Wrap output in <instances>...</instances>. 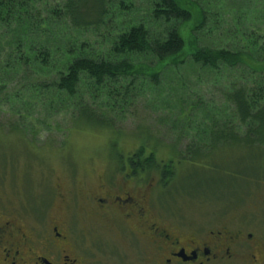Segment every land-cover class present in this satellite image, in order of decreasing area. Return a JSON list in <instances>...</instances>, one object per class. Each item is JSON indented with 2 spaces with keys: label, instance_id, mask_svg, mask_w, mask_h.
<instances>
[{
  "label": "trees",
  "instance_id": "16d2710c",
  "mask_svg": "<svg viewBox=\"0 0 264 264\" xmlns=\"http://www.w3.org/2000/svg\"><path fill=\"white\" fill-rule=\"evenodd\" d=\"M204 7L198 0H0V112L22 120L21 126L0 122V136H18L31 148L40 131L30 124L41 116L92 126L97 115L108 129L110 114L119 118L125 112L124 97L159 85L165 72L191 63L214 73L227 104L202 106L204 144H183L191 126L182 118L195 109L185 105L160 136L151 129L132 132L139 142L129 164L161 173L171 190L187 172L183 161L207 170L224 167L236 187L263 183L264 24L239 23L229 30L239 47L212 46L201 36L209 19ZM161 145L167 159L156 155ZM236 153L246 158L228 171ZM245 192L237 187L213 193L232 200Z\"/></svg>",
  "mask_w": 264,
  "mask_h": 264
},
{
  "label": "rangeland",
  "instance_id": "374dc122",
  "mask_svg": "<svg viewBox=\"0 0 264 264\" xmlns=\"http://www.w3.org/2000/svg\"><path fill=\"white\" fill-rule=\"evenodd\" d=\"M198 1L205 6L209 17L206 21L207 33L201 35L209 45L239 47L241 43L229 30L239 23L256 24L257 21L264 24V0L260 4L254 0ZM215 80L213 72L186 63L165 72L159 85H144L135 91L136 94L124 97L125 112L119 118L110 114L112 124L108 129L100 126L101 117L97 115L90 119L92 126L83 125L82 122L75 126L63 116L52 120L41 116L30 124V127L34 125L33 128L40 131L30 140L31 148L23 141L25 146L18 136H0V212L13 213L14 217L16 214L22 216L28 223L26 226L24 222L26 229H30L37 224L34 216L39 212L35 206L45 208L43 217L46 213V218L60 209L57 183H64L61 186L64 189L75 187L81 182L84 187L94 186L96 179L91 173L84 177L86 171H101L106 166L129 164L128 154L136 150L139 142L132 132L138 128L140 131L151 129L153 132L160 131L157 133L160 136L174 122L179 108L185 105H194L195 109L189 118H182L183 121L188 120L191 126V132L185 134L183 144H204L201 142L206 136L202 126L205 119L202 106L223 109L227 105L219 98V85L213 83ZM217 80L221 86L225 83L223 75H219ZM99 109L104 108H98L97 112H100ZM0 115L3 116L0 122H19L21 126V119L17 120L4 112H0ZM29 123L26 122L25 126ZM197 124L199 126L195 127ZM166 148V145H161L157 150L159 160L168 158ZM233 157L228 171L238 167L237 162H243L246 155L236 153ZM185 163L187 172L180 174L176 179V188H173L174 199L171 204L174 206V218L164 217L168 222L183 230L191 225L197 227L201 224L211 226L222 223L231 230L239 228L251 231L254 238L264 241V182L258 185L236 183L240 192L247 190L241 197L229 200L231 197L227 199L214 195L237 188L231 177L226 175L224 167L207 170L206 167H188V162H182ZM144 174L146 178L150 177L149 181L155 180L154 170ZM157 203L154 202V205ZM85 222L81 214L74 217L77 229ZM117 235L113 232L101 235L103 243L100 245L116 246L119 250L124 248L122 238L117 239ZM85 236L86 245H89L91 238L87 234ZM101 261L102 264H112L105 262V256L101 257Z\"/></svg>",
  "mask_w": 264,
  "mask_h": 264
},
{
  "label": "flooded vegetation",
  "instance_id": "af4514ba",
  "mask_svg": "<svg viewBox=\"0 0 264 264\" xmlns=\"http://www.w3.org/2000/svg\"><path fill=\"white\" fill-rule=\"evenodd\" d=\"M142 168L86 171L84 177L91 173L96 179L91 187L81 182L64 189L57 183L60 209L46 218L38 206L30 229L22 216L0 212V264H102V256L112 264H264V241L251 231L222 223L183 230L168 222L165 216L174 218V191L161 173L154 170L155 180L149 181ZM77 214L86 220L79 229ZM107 232L118 234L124 248L101 246Z\"/></svg>",
  "mask_w": 264,
  "mask_h": 264
}]
</instances>
